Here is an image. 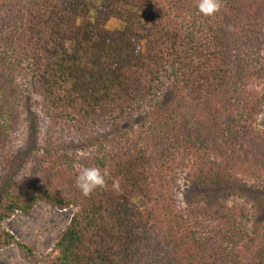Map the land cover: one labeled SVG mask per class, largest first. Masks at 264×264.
I'll use <instances>...</instances> for the list:
<instances>
[{
  "label": "trees",
  "instance_id": "trees-1",
  "mask_svg": "<svg viewBox=\"0 0 264 264\" xmlns=\"http://www.w3.org/2000/svg\"><path fill=\"white\" fill-rule=\"evenodd\" d=\"M197 2L0 0V249L35 253L3 224L45 202L74 212L44 264H264L247 204L180 199L264 189V0ZM92 166L107 187L85 197Z\"/></svg>",
  "mask_w": 264,
  "mask_h": 264
},
{
  "label": "rangeland",
  "instance_id": "rangeland-1",
  "mask_svg": "<svg viewBox=\"0 0 264 264\" xmlns=\"http://www.w3.org/2000/svg\"><path fill=\"white\" fill-rule=\"evenodd\" d=\"M96 11V9L93 10V16ZM107 26L116 30L122 28L123 23L112 18L108 21ZM258 124L260 128L264 129V110L258 118ZM27 139V126H24L17 151L20 149L22 153L24 152ZM184 183L180 194V199L184 204L196 203V200L200 197L204 201L228 197L230 203L233 200H238L250 207L252 213L251 229H258L264 222V217L261 215L264 212V189L250 181L218 176L213 184L194 185L191 182ZM73 212L74 208L72 206L59 209L45 202L36 205L29 216L16 212L12 218L4 222L3 227L11 232L19 242L31 246L34 244L35 253L28 257L17 245H11L0 249V264H32V262L44 264L45 259L56 250L58 235L69 224ZM257 216H261L263 222L257 220Z\"/></svg>",
  "mask_w": 264,
  "mask_h": 264
},
{
  "label": "clouds",
  "instance_id": "clouds-1",
  "mask_svg": "<svg viewBox=\"0 0 264 264\" xmlns=\"http://www.w3.org/2000/svg\"><path fill=\"white\" fill-rule=\"evenodd\" d=\"M197 9L200 14L210 17L219 12L222 8V0H198ZM109 175L105 169L102 171L99 167H81L76 176V187L85 197L90 196L98 188H106V177ZM113 189L119 190V181L114 180Z\"/></svg>",
  "mask_w": 264,
  "mask_h": 264
}]
</instances>
